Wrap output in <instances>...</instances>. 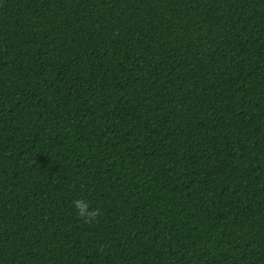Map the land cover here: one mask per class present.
I'll list each match as a JSON object with an SVG mask.
<instances>
[{
  "label": "trees",
  "instance_id": "trees-1",
  "mask_svg": "<svg viewBox=\"0 0 264 264\" xmlns=\"http://www.w3.org/2000/svg\"><path fill=\"white\" fill-rule=\"evenodd\" d=\"M0 264H264V0H0Z\"/></svg>",
  "mask_w": 264,
  "mask_h": 264
},
{
  "label": "clouds",
  "instance_id": "clouds-1",
  "mask_svg": "<svg viewBox=\"0 0 264 264\" xmlns=\"http://www.w3.org/2000/svg\"><path fill=\"white\" fill-rule=\"evenodd\" d=\"M75 212L77 215L85 221H92L100 214L99 209H92L90 202L86 199H76L73 201Z\"/></svg>",
  "mask_w": 264,
  "mask_h": 264
}]
</instances>
